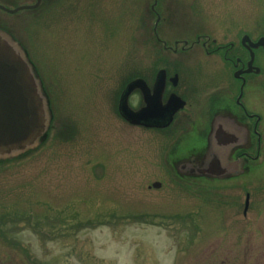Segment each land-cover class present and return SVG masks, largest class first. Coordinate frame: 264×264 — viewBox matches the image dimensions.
<instances>
[{
    "label": "rangeland",
    "instance_id": "374dc122",
    "mask_svg": "<svg viewBox=\"0 0 264 264\" xmlns=\"http://www.w3.org/2000/svg\"><path fill=\"white\" fill-rule=\"evenodd\" d=\"M154 1L45 0L13 19L53 118L39 147L0 164V264H264V69L249 101L263 115L258 158L237 178L187 179L176 163L207 148L199 91L218 60L201 45L167 52L155 35L256 39L264 0H158V27ZM166 66L191 81L186 109L167 129L130 125L125 84Z\"/></svg>",
    "mask_w": 264,
    "mask_h": 264
},
{
    "label": "water",
    "instance_id": "95a60500",
    "mask_svg": "<svg viewBox=\"0 0 264 264\" xmlns=\"http://www.w3.org/2000/svg\"><path fill=\"white\" fill-rule=\"evenodd\" d=\"M39 3L40 0L33 6H21L13 12L37 7ZM156 5L157 0L152 5V10L155 11ZM159 21L160 16L156 24ZM244 41H248V48L251 50V67L248 69L251 71L255 57L253 49L264 48V37L254 42L249 36H244ZM256 70L259 71V68ZM165 79L166 70L161 69L153 92L143 78L130 81L119 99L120 115L132 125L147 128L168 127L175 114L184 108L185 101L177 94H172L163 103ZM136 89L143 92L145 102L138 110L132 109L129 104V97ZM52 118L49 98L27 51L11 34L0 30V162L17 159L39 147L51 127ZM219 118L212 123L203 156L187 157L176 163V169L181 176L227 179L244 173L247 161L244 158L236 160L232 155L236 149L246 148L247 142L239 135L234 139L229 133H224L225 124ZM232 124L236 130L245 132L242 125L235 121ZM152 187L160 188L161 183L155 182ZM248 207L249 194L245 202V212Z\"/></svg>",
    "mask_w": 264,
    "mask_h": 264
},
{
    "label": "flooded vegetation",
    "instance_id": "af4514ba",
    "mask_svg": "<svg viewBox=\"0 0 264 264\" xmlns=\"http://www.w3.org/2000/svg\"><path fill=\"white\" fill-rule=\"evenodd\" d=\"M44 2L45 0H40L37 7L12 12L10 10H14L20 6H33L38 3V0H0V30L6 31L11 34L14 39L20 42L14 33L17 24L13 21V19H17L22 12L35 13L36 11H40ZM56 2H60V0H56ZM156 11L154 12L158 18L160 14ZM161 19L162 18L160 16L159 23L161 22ZM159 23L156 24L157 27ZM156 30L157 29H155L156 40L163 44L164 50L167 52L172 51L174 54H177L179 51L186 52L195 46L201 45L207 56L216 57L218 60V65L214 70V73L206 75L203 80V89L199 91V93L204 96L209 93L210 94L207 99L205 96L204 109L207 111L205 110L203 112L204 124H208V130L205 131L203 135H197V137H203L207 142L212 130L213 121L220 117L219 121L225 124V128L223 130L224 133H229L230 137L234 139H237L239 135L240 138L246 140L247 142L246 148L236 149L232 158L236 160L244 158L246 161H252L255 157H258V154L255 156L253 155V150L256 145L258 146L260 144L261 141L262 133L259 126L263 122V115L252 112L250 110L249 101L252 96L251 87L253 76H260L263 73L264 64L261 63L259 57L260 52L264 50V48L259 47L253 49L255 57L252 63L253 67L251 71H249L248 69L251 67L250 60L252 57L251 50L248 48V41H244V36H249L254 42H256L260 37H264V35H260L256 39H253L249 34L242 33L239 38L224 42H219L217 39H211L209 35H198L196 36V39L191 42L188 39H176L174 40V44L172 46L167 40L161 38V36L157 34ZM179 46L181 47L180 49ZM256 68H259V71H257ZM161 69L166 70L165 86L162 92L163 103H166L172 94H177L184 99V108L186 109L189 102L188 92L191 86V81L188 78L183 80L179 72L172 73V70L166 66L165 68L157 69L151 83L144 78L152 92L154 91L158 79V73ZM184 83V90L182 92L178 91V86ZM211 89L213 90L212 92L210 91ZM133 93L141 94L143 101V105L141 107H143L145 104L143 92L140 89H136ZM256 95L260 96V98L264 101V86L261 85L260 90H256ZM184 108L182 110H184ZM232 121L242 125V127L245 128V132L236 130ZM167 128L154 129L163 130ZM220 131L222 130L220 129ZM187 179L190 178L187 177Z\"/></svg>",
    "mask_w": 264,
    "mask_h": 264
},
{
    "label": "trees",
    "instance_id": "16d2710c",
    "mask_svg": "<svg viewBox=\"0 0 264 264\" xmlns=\"http://www.w3.org/2000/svg\"><path fill=\"white\" fill-rule=\"evenodd\" d=\"M2 163H5V162H1L0 164H2Z\"/></svg>",
    "mask_w": 264,
    "mask_h": 264
}]
</instances>
